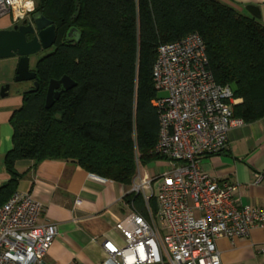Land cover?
Returning <instances> with one entry per match:
<instances>
[{
	"label": "trees",
	"instance_id": "trees-1",
	"mask_svg": "<svg viewBox=\"0 0 264 264\" xmlns=\"http://www.w3.org/2000/svg\"><path fill=\"white\" fill-rule=\"evenodd\" d=\"M34 12L56 28L53 49L34 67L38 88L22 93L11 116L13 146L4 163L10 175L0 206L16 191L18 160L71 161L98 177L130 187L136 159L144 166L163 158L153 152L159 116L152 101L161 94L152 80L160 44L196 32L214 81L228 86L232 115L243 123L264 117V25L218 0H34ZM70 26L80 33L65 42ZM67 75L76 86L50 108L51 79ZM31 88L32 82H30ZM146 215L140 195L124 196ZM149 204L156 211L153 198Z\"/></svg>",
	"mask_w": 264,
	"mask_h": 264
},
{
	"label": "built area",
	"instance_id": "built-area-1",
	"mask_svg": "<svg viewBox=\"0 0 264 264\" xmlns=\"http://www.w3.org/2000/svg\"><path fill=\"white\" fill-rule=\"evenodd\" d=\"M34 9V0H0V15L10 14L14 23L28 19ZM152 80L164 92L152 101L159 116L153 152L168 166L149 175L136 159L129 192L142 197L146 215L130 204L131 211L115 225L122 243L104 239L101 264H222L218 238L245 237L255 226L264 228V209L240 205L233 198L237 186L213 178L200 165L203 156L225 150L228 133L243 125L232 115L235 99L228 86L215 83L196 32L157 47ZM41 209L30 193L17 191L0 206V264H44L57 229L38 222Z\"/></svg>",
	"mask_w": 264,
	"mask_h": 264
},
{
	"label": "crops",
	"instance_id": "crops-1",
	"mask_svg": "<svg viewBox=\"0 0 264 264\" xmlns=\"http://www.w3.org/2000/svg\"><path fill=\"white\" fill-rule=\"evenodd\" d=\"M218 1L248 17L252 16L245 7L256 6L264 25V0ZM14 24L10 14L0 15V30ZM16 65V57L0 59V87L10 85L8 95L0 96V188L10 178L4 158L13 146L11 116L22 105V93L31 87L30 82H14ZM237 103L240 99L233 101ZM160 163H165L160 171L168 166L166 161ZM200 165L213 178L235 184L233 198L240 205L264 209V117L233 128L225 150L203 156ZM14 168L21 174L16 191L30 193L39 201L38 222L51 223L57 229L44 264H101L105 260L102 241L122 243L115 225L131 211L124 198L129 187L65 160H18ZM216 247L222 264H264V228L255 226L245 237L218 238Z\"/></svg>",
	"mask_w": 264,
	"mask_h": 264
},
{
	"label": "water",
	"instance_id": "water-1",
	"mask_svg": "<svg viewBox=\"0 0 264 264\" xmlns=\"http://www.w3.org/2000/svg\"><path fill=\"white\" fill-rule=\"evenodd\" d=\"M248 13L259 18V8L248 5L245 7ZM81 38V33L77 28H69L65 38L72 35ZM56 40V28L53 22L39 12H33L28 19L15 23L11 29L0 30V59L17 58L14 82H32L34 91L38 88L35 81V72L29 67V57L39 53L41 50L51 48ZM76 86L69 76L63 75L59 79H51L48 82L45 93V108H50L64 91ZM9 84L0 87V96L5 97L9 93Z\"/></svg>",
	"mask_w": 264,
	"mask_h": 264
},
{
	"label": "rangeland",
	"instance_id": "rangeland-1",
	"mask_svg": "<svg viewBox=\"0 0 264 264\" xmlns=\"http://www.w3.org/2000/svg\"><path fill=\"white\" fill-rule=\"evenodd\" d=\"M52 49H53V46L51 48H49V49L41 50L39 53H37L35 55H32L31 58L29 59V67L32 69L34 67L36 61L40 57H42L45 54L49 53ZM12 60H14V59H12ZM14 62L16 63V61H14ZM22 84H24V82H22ZM159 93L161 95H164V92H159ZM160 162H163V161H154V162L148 163L147 165H144V166L141 167V171L143 172L144 170H146L149 175L157 174L162 169V167H164V164H165V163H160ZM159 183H160V180L157 179L152 184L155 196L158 193ZM129 189H130V187H129ZM147 194L150 195V190L148 188H147ZM160 230H161V232L163 231L162 229H160ZM163 232L161 233V235H163Z\"/></svg>",
	"mask_w": 264,
	"mask_h": 264
},
{
	"label": "flooded vegetation",
	"instance_id": "flooded-vegetation-1",
	"mask_svg": "<svg viewBox=\"0 0 264 264\" xmlns=\"http://www.w3.org/2000/svg\"><path fill=\"white\" fill-rule=\"evenodd\" d=\"M69 28H76V27H74V26H70ZM69 28H68V29H69ZM79 41H80V37L77 36V34H76V35H72V36H70L68 39L65 38V42H66L67 44H72V45H74V44L78 43ZM53 46H54V45H53Z\"/></svg>",
	"mask_w": 264,
	"mask_h": 264
}]
</instances>
